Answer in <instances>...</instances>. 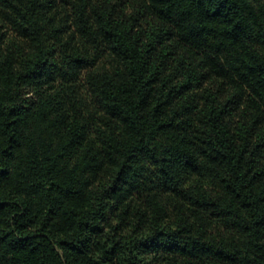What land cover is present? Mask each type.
Listing matches in <instances>:
<instances>
[{"label":"trees","instance_id":"16d2710c","mask_svg":"<svg viewBox=\"0 0 264 264\" xmlns=\"http://www.w3.org/2000/svg\"><path fill=\"white\" fill-rule=\"evenodd\" d=\"M0 264H264V0H0Z\"/></svg>","mask_w":264,"mask_h":264},{"label":"rangeland","instance_id":"374dc122","mask_svg":"<svg viewBox=\"0 0 264 264\" xmlns=\"http://www.w3.org/2000/svg\"><path fill=\"white\" fill-rule=\"evenodd\" d=\"M101 66V65H100Z\"/></svg>","mask_w":264,"mask_h":264}]
</instances>
